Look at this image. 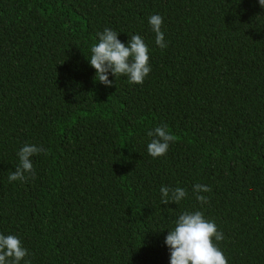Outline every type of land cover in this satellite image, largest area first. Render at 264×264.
<instances>
[{
	"label": "trees",
	"instance_id": "trees-1",
	"mask_svg": "<svg viewBox=\"0 0 264 264\" xmlns=\"http://www.w3.org/2000/svg\"><path fill=\"white\" fill-rule=\"evenodd\" d=\"M105 28L143 38L142 85L95 80ZM165 124L175 142L153 158L147 133ZM25 144L49 154L10 182ZM162 186L188 196L162 204ZM185 211L215 222L228 264H264L259 0H0V234L27 249L20 264H170L165 237Z\"/></svg>",
	"mask_w": 264,
	"mask_h": 264
},
{
	"label": "clouds",
	"instance_id": "clouds-1",
	"mask_svg": "<svg viewBox=\"0 0 264 264\" xmlns=\"http://www.w3.org/2000/svg\"><path fill=\"white\" fill-rule=\"evenodd\" d=\"M259 5L264 8V0H259ZM149 24L155 33V42L161 48H166L165 34L162 31L163 18L159 15L149 17ZM118 34L109 28L98 33V43L91 47V56L88 58L91 67L95 69V80L111 87L113 81L109 74L126 76L130 83L142 85L151 71L149 64V49L143 38L132 35L127 45L118 39ZM153 137L147 145L150 156L158 158L165 156L171 143L175 142V136L168 130V126H157L147 133ZM43 153L48 155V150L41 146L25 144L17 153L19 164L10 173L8 179L13 181H26L29 176L34 177L35 170L31 158ZM161 203L179 204L188 196L184 188L174 189L162 186ZM211 192L207 185H193L195 198L202 205L207 204L208 197L202 193ZM224 235L218 231L214 221L206 219L203 212L185 211L179 215L175 227L168 230L164 243L170 251V264H228L223 251L216 242L222 241ZM28 255L27 249L22 246L20 239L14 235L0 234V264H20ZM25 264L30 261L25 260Z\"/></svg>",
	"mask_w": 264,
	"mask_h": 264
}]
</instances>
